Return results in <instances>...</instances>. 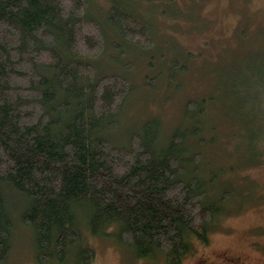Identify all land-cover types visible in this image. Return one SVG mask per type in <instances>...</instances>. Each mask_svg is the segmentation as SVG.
Here are the masks:
<instances>
[{"label": "trees", "instance_id": "obj_1", "mask_svg": "<svg viewBox=\"0 0 264 264\" xmlns=\"http://www.w3.org/2000/svg\"><path fill=\"white\" fill-rule=\"evenodd\" d=\"M95 2L105 9V27L92 15ZM111 26L123 41L142 46L151 40L147 20L124 0H0V262L8 257L13 229L5 189L24 204L20 220L34 233L39 264H93L87 238L106 235L137 259L158 255L164 264H182L195 242L209 241L208 225L232 194L228 179L242 183L248 169L264 166L261 84L242 98L233 85L236 108L218 114L235 140L223 139L226 154L217 160L225 164L206 173L199 150L217 139L206 131L215 128L198 118L213 103L212 92L186 103L185 124L166 144L157 145L156 120L146 121L129 145L112 144L107 135L117 127L129 84L119 74L97 77L87 60L104 53V29ZM112 47L118 49L116 42ZM221 72H213L218 94ZM249 108L256 110L252 116ZM191 137L195 150L183 156ZM215 183L222 193L212 198L209 186ZM242 189L249 191L243 197L251 190L257 198L255 186Z\"/></svg>", "mask_w": 264, "mask_h": 264}, {"label": "rangeland", "instance_id": "obj_2", "mask_svg": "<svg viewBox=\"0 0 264 264\" xmlns=\"http://www.w3.org/2000/svg\"><path fill=\"white\" fill-rule=\"evenodd\" d=\"M124 1L131 12L147 20L152 28L151 40L141 42L142 46L136 39L123 41L111 26L104 29L107 41L104 53L87 59L95 66L97 77L119 74L129 84L117 116V127L107 136L116 146L129 145L146 121L156 120L157 145H164L178 125L185 124L186 103L212 92L214 104L211 101L209 110L198 121L214 127V131L206 127L207 136L214 135L217 140L209 148L202 146L199 150L200 167L206 173V169L225 164L217 160L226 154L222 142L225 137L231 141L234 136L228 135L229 124L218 113L236 108L237 102L232 100L233 85H239L234 90L240 98L245 92L253 94L252 85L261 84L264 90V0ZM101 4L105 5L106 1ZM91 6L92 15L105 27V9L100 2ZM86 30L82 28L81 34ZM114 42L118 49L112 47ZM188 53L194 56L186 59ZM214 71L216 75V71H222L219 94L214 90ZM244 84L247 87H243ZM250 110L252 116L256 110ZM258 113L264 117V106ZM260 125L255 123L258 129ZM260 133L257 138L262 136ZM192 140L193 137L185 140L187 153L183 156L195 150L193 144L188 143ZM242 150L247 157L248 152ZM239 179L242 183L230 178L226 182L225 188L228 185L232 194L226 202H221L226 206L221 207L223 214L208 225L207 244L195 242L194 253L186 256L182 264H264V166L248 169L245 180ZM249 185L256 187L257 198L255 195L251 198V190L248 197H243L249 191L242 188ZM221 190L217 183L209 186L212 198L215 195L217 198ZM4 195L13 229L8 257L0 264H39L35 258L34 233L20 220L24 206L19 203L20 196L9 189H5ZM15 207L17 209H13ZM87 241L95 252L93 264H164L158 255L154 260L137 259L133 251L108 235L88 236Z\"/></svg>", "mask_w": 264, "mask_h": 264}]
</instances>
